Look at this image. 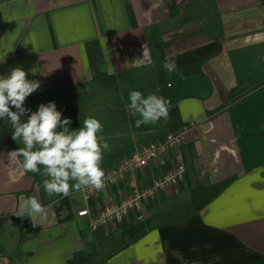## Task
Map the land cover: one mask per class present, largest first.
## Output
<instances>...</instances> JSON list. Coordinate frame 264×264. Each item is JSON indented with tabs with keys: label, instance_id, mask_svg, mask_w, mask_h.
I'll use <instances>...</instances> for the list:
<instances>
[{
	"label": "crops",
	"instance_id": "crops-1",
	"mask_svg": "<svg viewBox=\"0 0 264 264\" xmlns=\"http://www.w3.org/2000/svg\"><path fill=\"white\" fill-rule=\"evenodd\" d=\"M17 67L41 85L26 108L55 102L70 130L101 122L105 173L187 128L185 174L144 205L142 222L95 233L77 213L120 202L127 182L88 201L82 190L49 197L44 177L9 159L23 144L0 120V264H264V0H0V76ZM133 90L169 100L168 120L135 127ZM174 158L152 162L139 186ZM20 196L47 208L43 226L15 215Z\"/></svg>",
	"mask_w": 264,
	"mask_h": 264
},
{
	"label": "clouds",
	"instance_id": "clouds-1",
	"mask_svg": "<svg viewBox=\"0 0 264 264\" xmlns=\"http://www.w3.org/2000/svg\"><path fill=\"white\" fill-rule=\"evenodd\" d=\"M163 68L169 74L177 71L175 61L170 58H165ZM40 86L39 81L28 80L27 73L19 67L8 76H0V120L10 125L12 140L23 144L7 154L9 159L15 160L25 174L44 177L43 188L49 197H68L73 190H101L105 177L101 164L104 150L109 147L100 135L103 125L89 117L82 127L70 130L72 121L62 119L55 102L40 104L35 112L26 108L25 101ZM170 106L171 102L162 96H144L136 90L129 93L126 103L130 114L139 115L135 121L137 128L161 120L166 122ZM15 215L29 218L34 227L48 221L47 208L35 196H20Z\"/></svg>",
	"mask_w": 264,
	"mask_h": 264
},
{
	"label": "built area",
	"instance_id": "built-area-1",
	"mask_svg": "<svg viewBox=\"0 0 264 264\" xmlns=\"http://www.w3.org/2000/svg\"><path fill=\"white\" fill-rule=\"evenodd\" d=\"M187 128L168 133L162 140L140 146L127 159L117 167L105 173L104 187L99 190H82L85 199L106 191L117 183L126 181L130 190L129 196L118 203H108L98 215L91 213L89 207H85L77 213L78 218H88L92 232H98L109 225L121 227L126 220L132 218L142 222L144 219V205L154 199L160 192L170 185L184 180L185 166L178 148L185 139ZM175 153L174 168L161 176L151 187L141 188L138 175L146 170L149 165L167 155Z\"/></svg>",
	"mask_w": 264,
	"mask_h": 264
}]
</instances>
